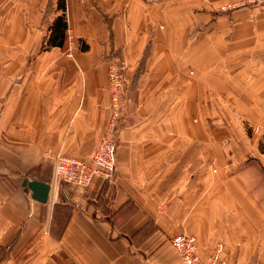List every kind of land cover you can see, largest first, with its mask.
Wrapping results in <instances>:
<instances>
[{
  "label": "crops",
  "instance_id": "0c3cea01",
  "mask_svg": "<svg viewBox=\"0 0 264 264\" xmlns=\"http://www.w3.org/2000/svg\"><path fill=\"white\" fill-rule=\"evenodd\" d=\"M244 1L66 0L46 49L58 0H0V264H182L180 233L205 262L221 245L264 264V6ZM112 58L128 98L115 180L59 181L58 155L98 145Z\"/></svg>",
  "mask_w": 264,
  "mask_h": 264
},
{
  "label": "built area",
  "instance_id": "2783aa9c",
  "mask_svg": "<svg viewBox=\"0 0 264 264\" xmlns=\"http://www.w3.org/2000/svg\"><path fill=\"white\" fill-rule=\"evenodd\" d=\"M264 6V0H245L244 4ZM108 63V89L110 105L108 118L98 145L88 158L60 154L56 157L55 174L59 181L87 187L99 176L106 182L115 180L117 169V147L120 126L125 113V78L123 68L112 58ZM171 244L178 253L182 264H228L221 254V245L217 246L211 259L205 262L198 253L195 236L180 233L171 238Z\"/></svg>",
  "mask_w": 264,
  "mask_h": 264
},
{
  "label": "trees",
  "instance_id": "16d2710c",
  "mask_svg": "<svg viewBox=\"0 0 264 264\" xmlns=\"http://www.w3.org/2000/svg\"><path fill=\"white\" fill-rule=\"evenodd\" d=\"M58 9L62 12L57 15L48 26V35L44 41V48L61 46L64 43L65 34L68 29V19L66 12V0H58ZM260 148L264 150V142H260Z\"/></svg>",
  "mask_w": 264,
  "mask_h": 264
},
{
  "label": "water",
  "instance_id": "95a60500",
  "mask_svg": "<svg viewBox=\"0 0 264 264\" xmlns=\"http://www.w3.org/2000/svg\"><path fill=\"white\" fill-rule=\"evenodd\" d=\"M23 184L31 189L33 198L41 202H47L50 192V184L28 179H25Z\"/></svg>",
  "mask_w": 264,
  "mask_h": 264
},
{
  "label": "rangeland",
  "instance_id": "374dc122",
  "mask_svg": "<svg viewBox=\"0 0 264 264\" xmlns=\"http://www.w3.org/2000/svg\"><path fill=\"white\" fill-rule=\"evenodd\" d=\"M221 125H228L227 120H226L225 123H221ZM236 125L244 128V131H245V134H246V136H245L246 138L248 137L247 135H249V137L252 136V127L249 125V123L246 120L238 119ZM241 137L242 136L240 134L236 135L237 139H240ZM262 141L264 142V139L260 138L259 139V143L262 142Z\"/></svg>",
  "mask_w": 264,
  "mask_h": 264
}]
</instances>
